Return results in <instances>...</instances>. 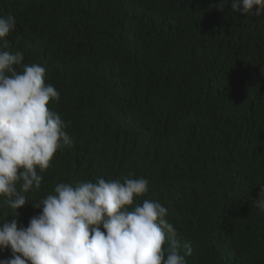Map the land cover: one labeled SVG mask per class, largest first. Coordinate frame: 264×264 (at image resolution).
<instances>
[{"label": "trees", "instance_id": "1", "mask_svg": "<svg viewBox=\"0 0 264 264\" xmlns=\"http://www.w3.org/2000/svg\"><path fill=\"white\" fill-rule=\"evenodd\" d=\"M8 15L6 50L45 67L73 139L19 224L57 183L132 172L150 182L134 202L168 209L187 264H264V15L231 0H0ZM10 213L0 198V220Z\"/></svg>", "mask_w": 264, "mask_h": 264}, {"label": "clouds", "instance_id": "2", "mask_svg": "<svg viewBox=\"0 0 264 264\" xmlns=\"http://www.w3.org/2000/svg\"><path fill=\"white\" fill-rule=\"evenodd\" d=\"M231 10L260 17L264 0H231ZM15 27L14 16H0V198L13 217L0 220V252L11 253L0 264H187L192 247L167 219L168 209L150 196L134 202L148 195L150 182L132 172L57 183L54 194L31 203L40 211L27 226L19 224L26 194L41 189L54 155L73 139L49 107L60 92L46 83L45 67L6 50ZM255 197L264 212V182Z\"/></svg>", "mask_w": 264, "mask_h": 264}, {"label": "bare ground", "instance_id": "3", "mask_svg": "<svg viewBox=\"0 0 264 264\" xmlns=\"http://www.w3.org/2000/svg\"><path fill=\"white\" fill-rule=\"evenodd\" d=\"M127 95V94H126ZM127 101V100H126ZM175 145V144H174ZM188 158V157H187Z\"/></svg>", "mask_w": 264, "mask_h": 264}]
</instances>
